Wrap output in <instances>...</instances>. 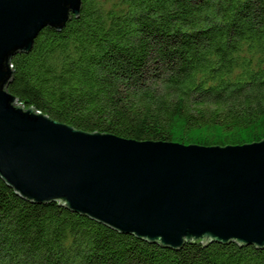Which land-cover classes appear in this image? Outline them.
<instances>
[{"label":"trees","instance_id":"16d2710c","mask_svg":"<svg viewBox=\"0 0 264 264\" xmlns=\"http://www.w3.org/2000/svg\"><path fill=\"white\" fill-rule=\"evenodd\" d=\"M7 91L84 131L203 146L264 139V0H81L11 58ZM0 264H264L254 245L173 250L0 178Z\"/></svg>","mask_w":264,"mask_h":264},{"label":"water","instance_id":"95a60500","mask_svg":"<svg viewBox=\"0 0 264 264\" xmlns=\"http://www.w3.org/2000/svg\"><path fill=\"white\" fill-rule=\"evenodd\" d=\"M80 11L81 0H0V178L27 201H57L173 250L186 241L264 248V139L203 146L84 131L7 91L13 55Z\"/></svg>","mask_w":264,"mask_h":264}]
</instances>
